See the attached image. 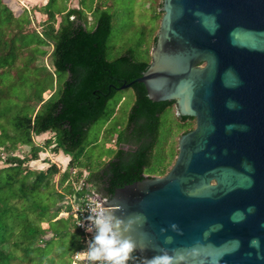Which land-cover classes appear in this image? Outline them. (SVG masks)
I'll return each instance as SVG.
<instances>
[{"label": "water", "instance_id": "1", "mask_svg": "<svg viewBox=\"0 0 264 264\" xmlns=\"http://www.w3.org/2000/svg\"><path fill=\"white\" fill-rule=\"evenodd\" d=\"M157 8L148 68L120 89L141 83L195 126L164 175L116 188L102 205L144 218L127 234L142 263L167 251L173 264H264V0Z\"/></svg>", "mask_w": 264, "mask_h": 264}, {"label": "trees", "instance_id": "2", "mask_svg": "<svg viewBox=\"0 0 264 264\" xmlns=\"http://www.w3.org/2000/svg\"><path fill=\"white\" fill-rule=\"evenodd\" d=\"M55 2L46 0L38 8L34 5L42 15L34 22L26 10L14 16L0 0V160L3 159L0 166V264H71L78 247L76 241L69 242L67 256L42 253L48 241L57 239L67 243L70 234L77 232L71 216L58 217L70 210V205L65 203L66 196L75 199L92 191L110 199L116 188L145 176L164 175L177 155L170 142L165 148L167 155L158 156L160 117L166 110H172L174 101L153 102L148 99L143 84L135 82L129 87L135 101L127 124L115 139L116 145L130 148H119L112 158L97 161L94 166L78 162L85 154L83 143L90 126L104 115L108 101L120 87L140 77L149 62L136 60L131 51L114 60L106 58L112 16L103 10L101 3L92 7L99 10V15L95 27L88 30L80 6L57 12ZM161 16L159 8L155 18L160 22ZM155 41L156 36L153 46ZM34 45L51 46L48 57L53 70L46 64L43 66L46 70H34L37 56L30 49ZM18 56L21 65L16 64ZM55 73L67 75L59 91L46 88L39 95H30L34 82L46 75L53 79ZM18 84L26 91L20 100L12 91ZM12 96L16 100L13 101ZM9 113L14 114L12 121L8 119ZM189 119L193 118L174 116L172 121L177 128L174 134L180 136L191 130ZM178 120L182 124H178ZM7 125L11 131L7 130ZM45 133H52L45 145L53 144L54 153L68 156V167L87 170L79 192L72 182H68L64 192L54 188L52 177L58 171L54 165L45 170L30 168L29 162L37 161L42 152L33 139ZM18 145L29 147L30 156L14 153ZM155 161L158 165H154ZM67 176L66 170L57 185L61 187ZM58 224L61 225L56 227ZM133 256L129 264H143L141 257L136 253Z\"/></svg>", "mask_w": 264, "mask_h": 264}, {"label": "rangeland", "instance_id": "3", "mask_svg": "<svg viewBox=\"0 0 264 264\" xmlns=\"http://www.w3.org/2000/svg\"><path fill=\"white\" fill-rule=\"evenodd\" d=\"M159 1L160 0H56L54 8L57 12H60L67 8H77L80 6L82 20L85 27L88 30H92L95 27L96 19L99 15V10L96 11L95 8L92 7H95L97 3H101L103 10L112 16L111 32L106 43V58L108 60H114L125 54L127 51H131L136 60L150 62L153 37L157 36L159 28L158 18H155ZM2 2L11 9L14 16L17 17L22 14L23 10H26L30 19L37 22L41 19L42 15L36 10L43 5L46 0H2ZM29 3H31V5ZM34 5H36L37 8L33 7ZM59 20L58 16L57 21L59 22ZM34 43H37V41ZM30 49L34 50L37 56L35 62V65L37 66L34 70H46L43 67L45 64L48 66L47 68H49V70H53L49 65L50 58L48 57L51 51V46L38 47L34 45L31 46ZM16 64H22L20 56H18ZM12 74H14L13 70ZM66 79L67 75L63 73H55L53 79L50 75H46L43 79L34 82L33 91L30 95L32 97L36 94L39 95L41 94V91L46 88L52 89L53 92L59 91ZM12 91L14 92L15 97L18 96L19 100L26 92L19 84L15 85ZM15 97L13 98L12 96V100H16L17 97ZM8 100L9 99H7V101ZM134 101L135 95L131 88L116 92L114 97L108 101L104 115L90 126L87 138L83 143L85 154L78 162L84 164L90 163L94 166L97 161L106 162V160L112 158L117 149L122 148L128 150L130 148L128 145H116L115 139L120 130L126 126L128 115ZM171 109L172 110H166L160 117L161 126L158 139L159 158H164L167 155V149L165 148L170 142L172 143L176 154L178 152L177 140L179 134H174L177 128L175 126V121H172L174 116H177L175 106ZM7 116L9 117L8 119L12 121L14 114L9 113ZM187 122L190 124V128H194V119H189ZM177 123L182 124L179 120ZM7 130L11 131L10 125H7ZM182 131L183 129L180 130V134ZM170 132H172L171 135ZM50 137H52V133H45L38 138L33 139L34 144L41 146L42 152L39 153L37 161L29 162L30 168L35 170H45L50 165H54L58 170L52 177L54 188L59 192H64V187L67 186L68 182H72L75 190H79L80 186L84 184L85 175L88 173L87 170H85V168L68 167L70 160L68 156L64 155L62 152L54 153L52 151L53 144L49 146L45 145L46 140ZM14 153L19 154L20 156L29 157L30 148L18 145ZM2 157L4 159L6 158L5 155H2ZM2 161L3 159L0 160V166ZM155 164L158 165V162L155 161L154 165ZM66 170L69 172V176H67L60 187L57 185L58 180L60 179L61 174ZM78 173L80 174L78 175ZM76 179L79 182L75 181ZM65 203L70 205V210L68 212H62L58 217H66L67 214H70L72 206L75 203L74 197L67 195ZM60 225L61 224H58L56 227H59ZM79 238L80 234L77 231L76 233L70 234L67 243L64 240L62 242L57 239L48 241L46 243V248L42 253L56 252L62 256H67L69 242H78Z\"/></svg>", "mask_w": 264, "mask_h": 264}, {"label": "clouds", "instance_id": "4", "mask_svg": "<svg viewBox=\"0 0 264 264\" xmlns=\"http://www.w3.org/2000/svg\"><path fill=\"white\" fill-rule=\"evenodd\" d=\"M117 212H122V206L119 204L107 207L101 205L98 210L90 211L87 217L89 227L86 231L94 232V235L88 241L87 250L84 251L89 264H129L133 260L137 246L127 234L144 218L135 215L124 219L117 216ZM170 228L179 232L176 224H171ZM164 231L165 229H161L162 233ZM174 259L176 258L168 255L167 251H162L151 259H143V264H173Z\"/></svg>", "mask_w": 264, "mask_h": 264}, {"label": "built area", "instance_id": "5", "mask_svg": "<svg viewBox=\"0 0 264 264\" xmlns=\"http://www.w3.org/2000/svg\"><path fill=\"white\" fill-rule=\"evenodd\" d=\"M80 190L81 188L76 190V192H79ZM106 201V198L92 191L75 197V203L72 206L70 214H67V216L73 218L75 228L80 233V238L78 241V247L73 252L71 264H89L85 259L84 251L87 250L88 241L92 239L94 232L86 231V228L89 227L87 217L89 216L90 211L98 210Z\"/></svg>", "mask_w": 264, "mask_h": 264}]
</instances>
